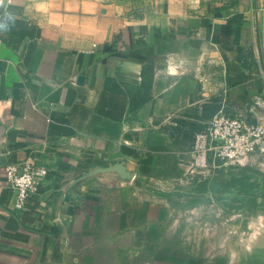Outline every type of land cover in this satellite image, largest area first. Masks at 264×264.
Masks as SVG:
<instances>
[{
	"label": "crops",
	"instance_id": "crops-1",
	"mask_svg": "<svg viewBox=\"0 0 264 264\" xmlns=\"http://www.w3.org/2000/svg\"><path fill=\"white\" fill-rule=\"evenodd\" d=\"M224 106L264 121V0H0V264H264V161L182 165Z\"/></svg>",
	"mask_w": 264,
	"mask_h": 264
},
{
	"label": "built area",
	"instance_id": "built-area-1",
	"mask_svg": "<svg viewBox=\"0 0 264 264\" xmlns=\"http://www.w3.org/2000/svg\"><path fill=\"white\" fill-rule=\"evenodd\" d=\"M181 161L191 173L256 167L264 161V121L253 122L245 109L224 106L195 133ZM47 174L45 167L30 158L5 167L6 184L16 192V209H25Z\"/></svg>",
	"mask_w": 264,
	"mask_h": 264
},
{
	"label": "water",
	"instance_id": "water-1",
	"mask_svg": "<svg viewBox=\"0 0 264 264\" xmlns=\"http://www.w3.org/2000/svg\"><path fill=\"white\" fill-rule=\"evenodd\" d=\"M84 81H85V77L84 76L81 75V76L78 77V83L79 84L84 83Z\"/></svg>",
	"mask_w": 264,
	"mask_h": 264
},
{
	"label": "rangeland",
	"instance_id": "rangeland-1",
	"mask_svg": "<svg viewBox=\"0 0 264 264\" xmlns=\"http://www.w3.org/2000/svg\"><path fill=\"white\" fill-rule=\"evenodd\" d=\"M88 238H90V237H88ZM91 239H89V241H90Z\"/></svg>",
	"mask_w": 264,
	"mask_h": 264
}]
</instances>
